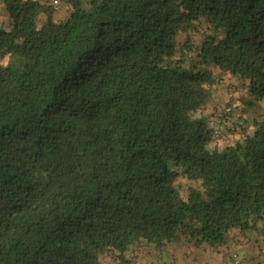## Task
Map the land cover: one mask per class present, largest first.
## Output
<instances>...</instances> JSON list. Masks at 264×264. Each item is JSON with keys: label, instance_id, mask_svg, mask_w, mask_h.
I'll list each match as a JSON object with an SVG mask.
<instances>
[{"label": "trees", "instance_id": "1", "mask_svg": "<svg viewBox=\"0 0 264 264\" xmlns=\"http://www.w3.org/2000/svg\"><path fill=\"white\" fill-rule=\"evenodd\" d=\"M66 1L2 0L0 264L264 236V0Z\"/></svg>", "mask_w": 264, "mask_h": 264}, {"label": "rangeland", "instance_id": "2", "mask_svg": "<svg viewBox=\"0 0 264 264\" xmlns=\"http://www.w3.org/2000/svg\"><path fill=\"white\" fill-rule=\"evenodd\" d=\"M54 11L57 16L59 17H66V15L70 11V5L66 0H60L59 4L57 6H54ZM10 26V18L8 16L7 10L5 9L2 0H0V28L1 29H6L9 28ZM190 34V33H188ZM188 42V40L186 41ZM4 62L7 61L6 58L3 59ZM232 81H235L234 79ZM228 79L229 84L232 83ZM227 83V82H226ZM237 85V84H236ZM241 85V84H240ZM239 85V86H240ZM217 90H215V93L221 95H217V97H220L219 99L216 100L218 101V105L221 109H224V111L227 112V107H226V102L230 105H234L235 103H238L237 95L240 93L244 95L245 90L241 89L237 92H231L228 87V85L224 84L223 85H217ZM235 87L234 84L232 85V88ZM236 90V88H235ZM233 93V94H232ZM261 110H264V102L260 106ZM211 111L212 108H211ZM219 111V110H218ZM232 115L229 116V119H225V115H222V112H219L218 116L212 115V119L216 120L215 128L219 131V134L222 135V137H218L217 140L222 141L223 144L219 145L224 146L225 143H228V139L233 141L235 138H239L240 136V129H239V124L240 120L237 118L235 112L232 111ZM217 113V112H216ZM228 114V113H227ZM230 125L235 128V133L230 132L227 130V126ZM233 139V140H232ZM242 139V138H241ZM212 145H214L212 143ZM174 250V249H173ZM175 251V250H174ZM128 257L131 259L132 263L130 264H181V260L184 259L183 254H179V256H174L172 257V251H169L168 248L163 247L162 250L156 249L154 245L147 246L145 244H138L134 245L131 247V249L128 251ZM101 262L103 264H116L115 260L108 254H104L103 256L100 257Z\"/></svg>", "mask_w": 264, "mask_h": 264}, {"label": "crops", "instance_id": "3", "mask_svg": "<svg viewBox=\"0 0 264 264\" xmlns=\"http://www.w3.org/2000/svg\"><path fill=\"white\" fill-rule=\"evenodd\" d=\"M165 247L172 251V257L183 254L181 264H264V236L255 231L248 236L238 230L231 232L226 242L218 246L203 243L196 247L182 241Z\"/></svg>", "mask_w": 264, "mask_h": 264}, {"label": "built area", "instance_id": "4", "mask_svg": "<svg viewBox=\"0 0 264 264\" xmlns=\"http://www.w3.org/2000/svg\"><path fill=\"white\" fill-rule=\"evenodd\" d=\"M45 1V0H44ZM51 3L53 4H58L59 3V0H49Z\"/></svg>", "mask_w": 264, "mask_h": 264}]
</instances>
